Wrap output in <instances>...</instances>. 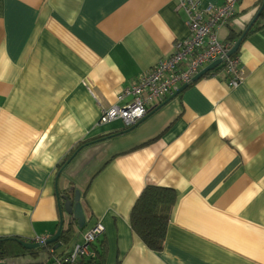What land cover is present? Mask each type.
I'll list each match as a JSON object with an SVG mask.
<instances>
[{
    "label": "crops",
    "instance_id": "0c3cea01",
    "mask_svg": "<svg viewBox=\"0 0 264 264\" xmlns=\"http://www.w3.org/2000/svg\"><path fill=\"white\" fill-rule=\"evenodd\" d=\"M178 3L0 0V237L54 236L62 217L71 220L57 191L74 187L86 227L106 228L107 264H264V27L250 30L235 54L242 85L231 88L223 71H212L59 169L81 142L127 128L101 124L102 112L128 102L120 100L126 89L190 36ZM259 5L240 0L220 40L244 33ZM148 185L178 195L160 252L130 223Z\"/></svg>",
    "mask_w": 264,
    "mask_h": 264
},
{
    "label": "built area",
    "instance_id": "2783aa9c",
    "mask_svg": "<svg viewBox=\"0 0 264 264\" xmlns=\"http://www.w3.org/2000/svg\"><path fill=\"white\" fill-rule=\"evenodd\" d=\"M203 1L179 0L177 11L185 14L190 36L178 42L168 57L161 59L126 89L120 100L130 97L128 102L103 110L101 124L122 120L127 128L136 125L172 98L181 87L193 84L203 69L218 60H221L218 67L225 73L229 87L237 88L244 83L245 71L239 58L230 56L236 42L221 41L219 38L221 28L236 16L239 0H224L221 5L209 4L206 7H203ZM105 231L104 224L97 222L84 233V242L80 243L82 234L79 229L67 256L60 255L64 253L62 251L53 250V264L90 256L93 244L104 236ZM48 239L37 237L34 242L43 246Z\"/></svg>",
    "mask_w": 264,
    "mask_h": 264
},
{
    "label": "trees",
    "instance_id": "16d2710c",
    "mask_svg": "<svg viewBox=\"0 0 264 264\" xmlns=\"http://www.w3.org/2000/svg\"><path fill=\"white\" fill-rule=\"evenodd\" d=\"M262 5L263 0H260V16L254 27L251 29V31L253 32L258 31L262 27H264V7L262 8ZM242 33L243 32H241L240 34H230L227 42L233 43L237 41L238 39H240ZM220 69L221 68L218 67L214 71H220ZM210 73L211 72H209L207 75H209ZM131 128L132 127L125 128L124 130L112 133L107 136H100L81 142L60 164L59 169L64 168L67 165L68 160L72 156L76 155L82 148L93 143H98L103 140L123 135ZM177 200L178 195L174 188L158 185H148L142 191L132 208L130 223L133 231L142 239V241L147 245L149 249L155 252H160L164 249L168 225L171 221ZM65 224L66 223H64L61 238L59 241L61 247L57 249V251L64 252L63 254H60L62 256H67V254H69L67 253L68 249H70L71 244L74 242L77 231L76 223L73 222L72 219L69 221V224L67 226ZM20 240L21 239L19 237H0V261L11 258L21 259L26 256H32L36 259L41 257L40 253H45L44 257H47L52 261V258L56 252L54 248L55 244L46 243L45 245L40 246L37 249L27 250L22 246ZM53 250H55V252ZM107 259V244L102 238L99 243L93 244L90 256L81 257L74 261L69 259L64 264H107Z\"/></svg>",
    "mask_w": 264,
    "mask_h": 264
},
{
    "label": "water",
    "instance_id": "95a60500",
    "mask_svg": "<svg viewBox=\"0 0 264 264\" xmlns=\"http://www.w3.org/2000/svg\"><path fill=\"white\" fill-rule=\"evenodd\" d=\"M263 7H264V0H263L262 8ZM260 11L256 14L255 18L250 23V25L247 27L245 32L242 33L241 38L236 42L233 50L231 51L230 56L235 55L239 51L245 36L254 27L255 23L257 22V20H258V18L260 16ZM220 63H221V60H218V61L214 62L213 64L209 65L208 67H206L205 69H203L195 77L194 82L198 81L199 79H201L202 77L207 75L209 72L214 71L220 65ZM187 88H188V86L181 87L175 93V95L172 98L177 97L179 94H181ZM172 98H170V100ZM142 121H140V122H142ZM140 122L137 123L136 125L132 126V128L130 130H132L136 126H138L140 124ZM75 156L76 155L72 156L68 160L67 164L70 163ZM59 176H60V174H58V176H57V181L59 179ZM71 191L73 192V194H71V195L70 194L60 195V193L57 191V196H58V199L60 201V203H59L60 210H61V212H63V210H64L70 216V218L73 220V222L76 223V226L80 230H83L87 226V219H86V215H85V212H84V209H83V205L81 203L82 193H81L80 190H77L74 187L71 188ZM63 227H64V219L62 217V219L60 221L59 228H58L56 234L54 236L50 237L48 239V241H47V244H55V246H54L55 249H58V248L61 247V244L59 243V241H60V238H61ZM20 243L27 250H33V249H37V248L40 247V245L38 243H35L34 241L33 242H25L23 240H20Z\"/></svg>",
    "mask_w": 264,
    "mask_h": 264
},
{
    "label": "rangeland",
    "instance_id": "374dc122",
    "mask_svg": "<svg viewBox=\"0 0 264 264\" xmlns=\"http://www.w3.org/2000/svg\"><path fill=\"white\" fill-rule=\"evenodd\" d=\"M88 229H89V228L86 227L85 229L81 230V234H82V235H81V237L79 238V242H80V243H83V242H84V237H83V236H84V233L88 231ZM40 255H41V258H43L44 255H45V253H40Z\"/></svg>",
    "mask_w": 264,
    "mask_h": 264
}]
</instances>
